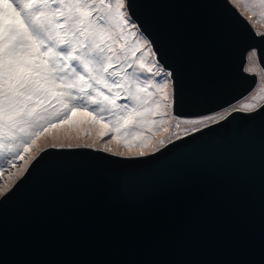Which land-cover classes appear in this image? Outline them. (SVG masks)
Here are the masks:
<instances>
[{
	"label": "water",
	"instance_id": "95a60500",
	"mask_svg": "<svg viewBox=\"0 0 264 264\" xmlns=\"http://www.w3.org/2000/svg\"><path fill=\"white\" fill-rule=\"evenodd\" d=\"M221 0H140L136 10L197 111L246 86L247 25ZM49 150L0 205V264H264V118L129 164Z\"/></svg>",
	"mask_w": 264,
	"mask_h": 264
},
{
	"label": "snow or ice",
	"instance_id": "6c2138e0",
	"mask_svg": "<svg viewBox=\"0 0 264 264\" xmlns=\"http://www.w3.org/2000/svg\"><path fill=\"white\" fill-rule=\"evenodd\" d=\"M140 0H0V205L49 150L92 149L137 165L234 121L264 118V47L245 49L246 86L197 111ZM264 45V0H221Z\"/></svg>",
	"mask_w": 264,
	"mask_h": 264
},
{
	"label": "rangeland",
	"instance_id": "374dc122",
	"mask_svg": "<svg viewBox=\"0 0 264 264\" xmlns=\"http://www.w3.org/2000/svg\"><path fill=\"white\" fill-rule=\"evenodd\" d=\"M89 150H92V149H89ZM92 151H95V150H92ZM97 152V151H96ZM101 153V152H100ZM104 154V153H103ZM106 155H108V154H106ZM110 156V155H109Z\"/></svg>",
	"mask_w": 264,
	"mask_h": 264
}]
</instances>
